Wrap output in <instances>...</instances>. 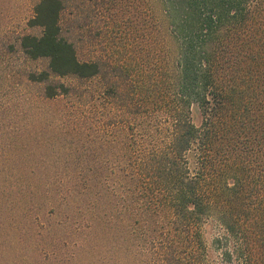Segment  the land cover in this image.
I'll return each mask as SVG.
<instances>
[{
  "label": "trees",
  "instance_id": "1",
  "mask_svg": "<svg viewBox=\"0 0 264 264\" xmlns=\"http://www.w3.org/2000/svg\"><path fill=\"white\" fill-rule=\"evenodd\" d=\"M155 2L164 30L155 17L151 29L145 11L140 31L122 38L135 64L126 65L129 95L139 90L127 108L137 102L142 122L132 128L127 118L132 136L117 169L70 176L67 198L80 186V204H91L80 210L81 229L107 228L132 259L218 264L216 249L221 264H264V0ZM63 9L62 0H41L29 26L42 35L16 38L27 58L48 61L47 71L27 80L46 85L50 99L68 92L52 77L102 73L99 63L79 60L61 25ZM163 32L177 45L175 61ZM212 226L222 233L208 246Z\"/></svg>",
  "mask_w": 264,
  "mask_h": 264
},
{
  "label": "rangeland",
  "instance_id": "2",
  "mask_svg": "<svg viewBox=\"0 0 264 264\" xmlns=\"http://www.w3.org/2000/svg\"><path fill=\"white\" fill-rule=\"evenodd\" d=\"M143 1L62 0L66 37L75 43L79 60L99 63L102 73L89 80L52 77L68 92L50 99L46 85L27 80L47 71L48 61L27 58L16 43L18 36L42 35L29 26L41 0H0V264H149L142 253L128 257L114 245L119 237L100 224L81 229L80 210L91 204H80V186L72 199L66 195L73 187L70 176L116 170L132 136L129 125L142 122L137 102L127 108L139 100V90L129 95L133 84L126 69L133 62L122 38L140 31L145 11L151 29L154 17L163 30L166 26L155 0L147 6ZM163 35L168 59L175 61L177 45ZM206 230L209 246L222 232L215 226ZM211 253L221 264L219 252Z\"/></svg>",
  "mask_w": 264,
  "mask_h": 264
}]
</instances>
